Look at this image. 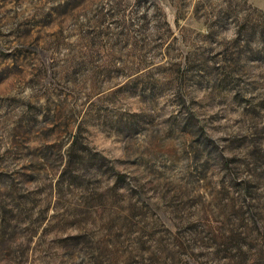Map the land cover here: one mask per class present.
<instances>
[{
  "label": "rangeland",
  "instance_id": "rangeland-1",
  "mask_svg": "<svg viewBox=\"0 0 264 264\" xmlns=\"http://www.w3.org/2000/svg\"><path fill=\"white\" fill-rule=\"evenodd\" d=\"M0 264H264V0H0Z\"/></svg>",
  "mask_w": 264,
  "mask_h": 264
}]
</instances>
